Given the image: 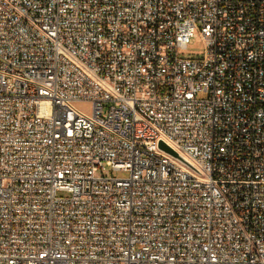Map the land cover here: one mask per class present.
<instances>
[{
  "label": "built area",
  "instance_id": "built-area-1",
  "mask_svg": "<svg viewBox=\"0 0 264 264\" xmlns=\"http://www.w3.org/2000/svg\"><path fill=\"white\" fill-rule=\"evenodd\" d=\"M0 264H264V0H0Z\"/></svg>",
  "mask_w": 264,
  "mask_h": 264
},
{
  "label": "rangeland",
  "instance_id": "rangeland-1",
  "mask_svg": "<svg viewBox=\"0 0 264 264\" xmlns=\"http://www.w3.org/2000/svg\"><path fill=\"white\" fill-rule=\"evenodd\" d=\"M205 52V44L201 36H198L193 43H191L187 49L180 52L181 55L185 57H200ZM110 173V172H109ZM117 177L124 178L127 177V173L116 171L114 173ZM59 195H66L64 192H60Z\"/></svg>",
  "mask_w": 264,
  "mask_h": 264
},
{
  "label": "water",
  "instance_id": "water-1",
  "mask_svg": "<svg viewBox=\"0 0 264 264\" xmlns=\"http://www.w3.org/2000/svg\"><path fill=\"white\" fill-rule=\"evenodd\" d=\"M160 148L163 149L164 151L180 158L183 159L174 149H172L169 145H167L164 141H160L159 144Z\"/></svg>",
  "mask_w": 264,
  "mask_h": 264
}]
</instances>
